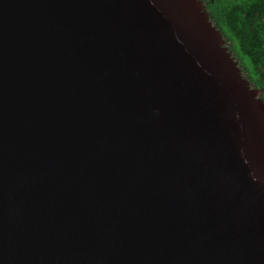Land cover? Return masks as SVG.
<instances>
[{"label": "water", "instance_id": "95a60500", "mask_svg": "<svg viewBox=\"0 0 264 264\" xmlns=\"http://www.w3.org/2000/svg\"><path fill=\"white\" fill-rule=\"evenodd\" d=\"M263 95L208 0H0V264H264Z\"/></svg>", "mask_w": 264, "mask_h": 264}, {"label": "trees", "instance_id": "16d2710c", "mask_svg": "<svg viewBox=\"0 0 264 264\" xmlns=\"http://www.w3.org/2000/svg\"><path fill=\"white\" fill-rule=\"evenodd\" d=\"M208 1L245 70L264 90V0Z\"/></svg>", "mask_w": 264, "mask_h": 264}]
</instances>
